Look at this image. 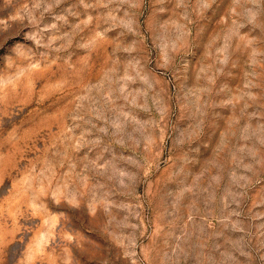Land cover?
Returning <instances> with one entry per match:
<instances>
[{
    "label": "rangeland",
    "instance_id": "rangeland-1",
    "mask_svg": "<svg viewBox=\"0 0 264 264\" xmlns=\"http://www.w3.org/2000/svg\"><path fill=\"white\" fill-rule=\"evenodd\" d=\"M0 264H264V0H0Z\"/></svg>",
    "mask_w": 264,
    "mask_h": 264
}]
</instances>
